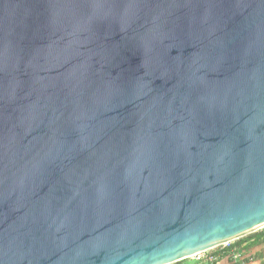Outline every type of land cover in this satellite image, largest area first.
<instances>
[{"label": "water", "instance_id": "1", "mask_svg": "<svg viewBox=\"0 0 264 264\" xmlns=\"http://www.w3.org/2000/svg\"><path fill=\"white\" fill-rule=\"evenodd\" d=\"M262 229L264 0H0V264Z\"/></svg>", "mask_w": 264, "mask_h": 264}, {"label": "crops", "instance_id": "2", "mask_svg": "<svg viewBox=\"0 0 264 264\" xmlns=\"http://www.w3.org/2000/svg\"><path fill=\"white\" fill-rule=\"evenodd\" d=\"M234 242L210 252L216 261L201 264H264V229L245 238L243 242Z\"/></svg>", "mask_w": 264, "mask_h": 264}, {"label": "built area", "instance_id": "3", "mask_svg": "<svg viewBox=\"0 0 264 264\" xmlns=\"http://www.w3.org/2000/svg\"><path fill=\"white\" fill-rule=\"evenodd\" d=\"M233 243V242H231ZM231 243L228 244H224L222 246L216 247V248H220V247H228L229 245H231ZM214 248V249H216ZM214 249L208 250V251H204L201 253H197L194 256L190 257V259H192L195 262H207V263H213L214 261H216V257H214L213 255L210 254V252Z\"/></svg>", "mask_w": 264, "mask_h": 264}, {"label": "rangeland", "instance_id": "4", "mask_svg": "<svg viewBox=\"0 0 264 264\" xmlns=\"http://www.w3.org/2000/svg\"><path fill=\"white\" fill-rule=\"evenodd\" d=\"M180 264H201V262H195L190 258H187L185 260H182L179 262Z\"/></svg>", "mask_w": 264, "mask_h": 264}, {"label": "trees", "instance_id": "5", "mask_svg": "<svg viewBox=\"0 0 264 264\" xmlns=\"http://www.w3.org/2000/svg\"><path fill=\"white\" fill-rule=\"evenodd\" d=\"M253 234H254V233H253ZM253 234H250V235H248V236H246V237H243V238H241V239L235 241L234 243H237V242H238V243L243 242V240H244L245 238H248V237L252 236ZM174 264H180V263L177 262V263H174Z\"/></svg>", "mask_w": 264, "mask_h": 264}]
</instances>
